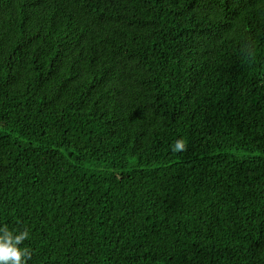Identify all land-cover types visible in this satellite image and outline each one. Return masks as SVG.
Segmentation results:
<instances>
[{"label":"trees","instance_id":"1","mask_svg":"<svg viewBox=\"0 0 264 264\" xmlns=\"http://www.w3.org/2000/svg\"><path fill=\"white\" fill-rule=\"evenodd\" d=\"M4 226L27 264H264V0H0Z\"/></svg>","mask_w":264,"mask_h":264},{"label":"clouds","instance_id":"2","mask_svg":"<svg viewBox=\"0 0 264 264\" xmlns=\"http://www.w3.org/2000/svg\"><path fill=\"white\" fill-rule=\"evenodd\" d=\"M185 142L180 139L174 142L173 151H184ZM28 238V232L14 234L7 226L0 227V264H27L31 254L27 248L20 245Z\"/></svg>","mask_w":264,"mask_h":264}]
</instances>
